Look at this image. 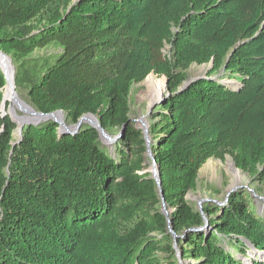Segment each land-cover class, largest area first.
Listing matches in <instances>:
<instances>
[{
  "label": "trees",
  "instance_id": "16d2710c",
  "mask_svg": "<svg viewBox=\"0 0 264 264\" xmlns=\"http://www.w3.org/2000/svg\"><path fill=\"white\" fill-rule=\"evenodd\" d=\"M55 2L0 0L15 93L64 119L23 124L14 143L19 126L0 112V264H178L174 244L189 264H264V216L250 196H230L206 231L185 199L201 166L226 153L243 170L260 164L264 179V0H78L33 31ZM51 44L61 48L53 61L30 57ZM193 64L211 67L188 81ZM221 71L238 86L216 79ZM152 73L168 92L162 126L150 129L160 188L127 149L113 158L91 125L71 129L95 115L112 141L144 152L133 126L119 137L111 126L124 122L131 86ZM5 85L0 70V103Z\"/></svg>",
  "mask_w": 264,
  "mask_h": 264
},
{
  "label": "rangeland",
  "instance_id": "374dc122",
  "mask_svg": "<svg viewBox=\"0 0 264 264\" xmlns=\"http://www.w3.org/2000/svg\"><path fill=\"white\" fill-rule=\"evenodd\" d=\"M77 1L78 0H56V6L53 5L47 8L42 14L31 20L28 25H30L34 31L37 28L46 25L48 17L56 8L65 10ZM0 52L8 57L12 70L11 54L4 53L2 51ZM60 53L61 48L58 45L51 44L44 48L35 49L30 57L38 61L43 59L53 61ZM169 53L170 47L165 45L163 54L169 55ZM210 67V65L193 64L189 69L186 70L188 81L205 76L210 70ZM215 78L219 79L221 82L232 83L233 85H231V87H237L239 83V80L236 77L230 76L228 73H224L223 71L216 75ZM13 94L15 97V102H12L9 98L6 99L7 91L4 87L3 97L6 102L4 103L2 101L0 103V112L2 114H9L14 122V117L19 118L22 121H26L24 124H28V122H41L35 119L31 107L26 101H24L15 93L14 88ZM167 97L168 92L166 89V79L153 73L150 74V76L143 82L133 84L131 86L127 99L128 113L125 117V120L119 126H111V135L115 136H118L123 130H125L126 127L133 126L142 134V137L145 140L144 152H142L143 150L141 151L136 148L132 150L133 144L131 142L122 143L120 140L112 141V139H110V133L100 129L98 125V117L95 115L84 114L79 121H81V125L87 124L94 127L98 126L99 133L102 136L101 139L106 145H108L106 146V149L113 158H118L119 150L123 148L127 149L130 161H142L143 165L140 173L148 174L150 178H154L156 176L159 177L158 168L155 166L154 155L150 147V129L157 131L159 128H161L163 122V110L160 107L162 106L163 102H165ZM10 106H12L15 116L14 114L10 113ZM104 107L105 106H102L100 110H103ZM55 118L58 122H64L62 113L56 114ZM17 129L14 132V143H16L20 138V136L16 134ZM71 129L74 130V127ZM153 137L156 138L157 135L154 134ZM147 140L149 141V146L146 143ZM131 151H133V154H131ZM231 164H233L234 171L238 174V178L235 177L233 171L231 170ZM256 168L257 170L250 171L238 168L234 162L233 155L229 153H226L222 158H210L201 166V168L196 173L194 187L185 196V199L190 204V206L202 214L204 226L201 228V230H208L209 220L211 218L217 220L219 211L227 204L230 196L236 193L250 196V203L256 214L260 217L264 216V179L260 175V173L263 172V167L257 163ZM156 171L158 174L155 173ZM205 207H210L209 216L204 214ZM160 211L162 214H167L168 216V211L165 204L162 203L160 206ZM158 238H160V236H158ZM174 249L177 251L179 260L178 264L190 263L188 260L182 258L180 251L175 244ZM157 255L160 261H164L167 253L162 250H158ZM239 256H241V254Z\"/></svg>",
  "mask_w": 264,
  "mask_h": 264
},
{
  "label": "bare ground",
  "instance_id": "6f19581e",
  "mask_svg": "<svg viewBox=\"0 0 264 264\" xmlns=\"http://www.w3.org/2000/svg\"><path fill=\"white\" fill-rule=\"evenodd\" d=\"M0 68H2L1 70L5 74L6 82H7V84L5 86V90L7 91L6 99L9 98L12 102H15V97H14V94H13V80H12L13 77H12V70H11V67H10V62H9L8 57H6L1 52H0ZM6 74H7V76H6ZM225 83L230 85V86L233 85L232 83H227V82H225ZM3 102L4 103L6 102L4 97H3ZM14 116H15V114H14ZM14 120L17 123V125L19 126V128L17 129V132H16V134L19 135L20 127L24 123H26V121H22L21 119L16 118V117H14ZM231 170L233 171L235 177L238 178V174L234 171L233 164H231Z\"/></svg>",
  "mask_w": 264,
  "mask_h": 264
},
{
  "label": "water",
  "instance_id": "95a60500",
  "mask_svg": "<svg viewBox=\"0 0 264 264\" xmlns=\"http://www.w3.org/2000/svg\"><path fill=\"white\" fill-rule=\"evenodd\" d=\"M0 70H1V68H0ZM12 70H13V68H12ZM2 71V70H1ZM2 73H3V71H2ZM4 74V73H3ZM4 78H5V80H6V77H5V74H4ZM188 83V82H187ZM186 83V84H187ZM186 86V85H185ZM2 101H3V99H2ZM9 111H10V113L11 114H14V110H13V108H12V106H10L9 107ZM33 113V115L35 116V119L37 120V121H41V122H44V121H51V120H53V119H56L55 118V115L56 114H58V113H61V112H55V113H52V114H48V115H42V114H39V113H37V112H35V111H33L32 112ZM12 118V117H11ZM58 122V121H57ZM29 123V122H28ZM61 126H62V124H63V122H58ZM82 123H81V121H79L77 124H76V126L74 127V130H79L80 128H81V125ZM94 129H97L98 131H99V128H98V126H96V127H94V126H92ZM101 132V131H100ZM122 132H124V130L122 131ZM104 134V133H103ZM105 135V134H104ZM147 145L149 146V141L147 140ZM154 163H155V160H154ZM155 166H156V163H155ZM156 174H158V172L156 171L155 172ZM154 181L156 182V184H157V186H158V188H160L161 187V183H160V180H159V177L158 176H156V177H154ZM160 196L162 197V193L160 192ZM163 204H164V202H163ZM167 218H168V216H167V214L165 215ZM169 220H168V228H169V231H170V233L175 237V235L173 234V231H172V229L170 228V225H169Z\"/></svg>",
  "mask_w": 264,
  "mask_h": 264
}]
</instances>
